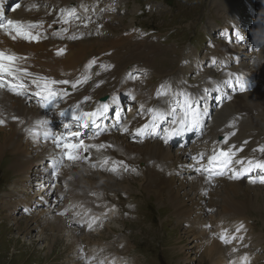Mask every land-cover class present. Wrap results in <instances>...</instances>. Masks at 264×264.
Wrapping results in <instances>:
<instances>
[{
	"label": "rangeland",
	"instance_id": "1",
	"mask_svg": "<svg viewBox=\"0 0 264 264\" xmlns=\"http://www.w3.org/2000/svg\"><path fill=\"white\" fill-rule=\"evenodd\" d=\"M87 1L90 2V0ZM250 1L254 4V7L259 4V0ZM219 2H223V5L224 3H231L232 6L233 3L237 2L240 25V22L244 19V13L248 10L247 0H98L101 5L100 10L103 9V11L99 10L95 16L91 17L89 24L92 27L86 33L84 32V39L81 38L80 41L92 44L95 47L94 42H97L96 40L104 41L106 45L112 39H126L127 45H133L134 42L137 43L140 39H151L150 42L153 40L152 43L155 44V48L160 50L158 53L162 57V61L159 55H155L153 62V59L145 52L140 53L138 56L141 48L137 45L136 51L133 55L130 53V60L128 58L126 64L130 66V63L143 60V63L147 66L153 65L151 67L157 70H153L151 74L154 81L162 75H170V73L176 75L175 73L180 70V60L185 58H188L185 71L189 68L200 71L201 64L196 66L192 63L191 56L195 55L194 53L196 55L199 53L204 63V70L202 71L205 76L219 77L222 74V69L211 60L218 62L220 58L216 57L214 59L211 54L231 40V30L233 28L231 26L225 34V24L218 18L219 10L217 6ZM74 3H76L75 0ZM97 19H101L102 22L97 21ZM106 23H109L108 28H105ZM210 24H213L212 26L216 28L211 29L210 27L211 30H209L208 26ZM80 25L81 21L77 20V26ZM103 30L106 34L101 36L100 32ZM244 31L242 29V32ZM218 42L224 45L218 44L216 47ZM105 48L107 46L99 49L103 50ZM99 49L96 50L100 51ZM109 49L101 52V55L109 53ZM119 49L124 51L125 47ZM53 51L52 54H56L55 48H53ZM55 54L54 56H56ZM205 55L206 58L204 59ZM242 57L244 56L239 58L241 61ZM194 58L196 57L194 56ZM151 61L153 64H151ZM226 61L224 62L226 63ZM239 63L230 62V67L236 68L240 65ZM92 69L94 70V65L88 72H93ZM263 71L261 72L263 75L261 73L260 75L256 74L257 79L259 78L256 85L258 88L254 92L255 101L250 103L253 104L250 106L253 110L249 116L243 111L228 116L231 120L229 125L232 129L236 127L234 136L236 139L240 137L241 142L246 140V133H248V140L254 133L260 135L262 139L264 138ZM224 72H227L226 67ZM192 82L200 83L201 80L193 78ZM203 83L205 88L209 85L208 90L210 91L220 90V86L214 85L215 83L210 79L203 78ZM223 90L229 94L232 92L229 84L224 85ZM245 94V92L238 94L234 90L232 97L226 95L225 97L233 102H239ZM123 99L129 101L127 96H124ZM209 105L211 111L212 103L210 102ZM135 108L133 105L132 109L138 110V107ZM27 109L30 110L26 107ZM232 109H234V106ZM220 110L221 107L216 113L214 112L212 118H215ZM248 117L254 128H251V125L248 124ZM208 120L209 122L212 121L210 116H207L204 122H208ZM9 128L6 126L0 127V264H101V262L103 264H227L224 257L223 262L222 258L219 257L221 252L224 256V248L228 250L226 244L219 239H212L208 235L213 231L214 222L223 216L220 208L222 198L220 201L218 197L213 200V197L221 196L217 193V188L223 187L225 183L220 182L219 187L214 188L213 192L207 194L206 202L210 209L204 214L199 211L201 213L199 215L197 208H194L193 205L190 214L188 212H186L187 214H181L180 206H190L199 194V192L193 193L194 190L190 191L191 182L189 180L183 182L178 180L175 185L172 183L171 190L173 189V194H158L153 190L145 189L144 185L148 181L145 179L142 163L134 164L135 171H132L128 165L129 170L126 174L122 172V169H118L119 172L110 174L112 180H109V177H111L109 172H101L96 167V169H93L98 172H91L90 169L86 168L81 175H84L85 180L89 179L91 181L89 183L90 187L95 188L97 186L99 190L101 188L98 195L100 194L99 196L103 199L106 197V202L100 205L103 211H99L101 201L96 194L97 204L87 206L86 211L91 212L92 209L89 210L88 207H93L94 213L96 215L99 213L100 217L90 215L88 217L91 218H88L89 221L86 226L82 224L73 226L67 221L68 216L63 215L60 217L55 213H50L48 209H44L45 202H47L46 204L50 203L51 206L64 207L56 203L57 196L50 186L47 187L48 183H46L44 189L41 188L40 190L35 188L32 191V189L28 187L25 189L21 185L16 188L18 184H23L33 166L27 168L29 164L24 163L26 158L31 157V154L26 155L29 154L28 143L22 139L19 140L23 135L17 140L14 139L11 143L12 137L8 134ZM217 137H220V135ZM231 137L233 136L230 134L229 138ZM247 143L245 145H250L251 149H257L253 141ZM17 147L18 151L16 150ZM13 160H15L14 165H12ZM185 164L188 165V163ZM31 165H34V163ZM255 172L249 175L254 176ZM261 173L257 171L255 175L258 176ZM240 179L249 181L247 176ZM106 181L114 183V186L107 187L104 183ZM71 183L73 182H68L70 186L67 193L76 203H79L73 197L75 195H71ZM261 185L264 186L261 183H247L246 188L242 189L243 192L250 191L253 193L252 196L257 198L259 204H256L255 200L246 204L247 209L245 208V212L243 211L244 219H240L247 224V227L243 230V238H249L252 235L253 244L250 247L252 248L255 244L259 247V250L255 247L252 251L253 256H251L243 247L236 245L237 251L233 252L231 243L227 244L232 249L228 250L231 254L230 263L246 254L249 262L257 259L256 262L263 261V263L258 264H264V187ZM249 187H252V190H248ZM177 191L178 194L176 195ZM243 192L240 191L238 198L245 202L246 195ZM65 196L68 195L65 193ZM174 198H176V201ZM40 199L43 200L40 201ZM74 201L72 203H75ZM212 207L216 211H211ZM74 213L78 215V210L75 209ZM59 217L62 219L65 217L64 221L66 222L61 228L57 224ZM238 217L228 215L225 218L231 229L235 230L239 225ZM196 218L201 219L203 223L200 221L199 225H195L194 220ZM88 219L81 217L79 220L84 222ZM89 223L92 224L91 228L88 227ZM232 242L238 243V239Z\"/></svg>",
	"mask_w": 264,
	"mask_h": 264
},
{
	"label": "bare ground",
	"instance_id": "2",
	"mask_svg": "<svg viewBox=\"0 0 264 264\" xmlns=\"http://www.w3.org/2000/svg\"><path fill=\"white\" fill-rule=\"evenodd\" d=\"M46 1L50 5H54L55 7H59V8H61V7H77L78 9H80L79 4L84 3V5H85V2L89 3V1H87V0H75L76 3H74V0H46ZM28 2H32V1L29 0ZM90 2H92V0H90ZM247 2H248V4H250L251 7L253 6V8H254L256 14L259 16L260 20H262L264 22V0H259V4H257L256 7H254V4L251 3L250 0H247ZM222 3L219 2L218 6H217L218 10H219L218 11V13H219L218 18L221 19V21L225 24V29H224L225 34L228 31V29L232 26L234 28L235 37L234 38L232 37L231 40L226 45L218 42L216 44V47L218 46V44H222L224 46L220 47L217 51H215L213 54H211V57L214 59L216 57H219L220 60L218 61V63L221 64L222 66H225L226 64L224 61L227 60L226 62H228L230 60V58L232 57V55H233V57L236 56L237 59H239L240 56H244V57H242L241 67H239L236 71L239 72V74L241 75V78L238 80V83L242 81L243 84H246L245 80L253 78L254 76H256V74L260 75V73L264 70V42L262 45H260L258 43V41H256V44L253 46L251 44V42L249 41V39L253 38V36L255 35L256 26H252L247 31L245 30L244 32H242V29H241V26L239 25V20H238L237 2L233 3L234 7L231 5V3L230 4L224 3V5ZM42 10L44 13L46 12L45 9H42ZM52 13H53V11H52ZM79 14L83 17V15L85 13L82 11V9H80ZM93 25H95V24H93ZM212 25L213 24H210L208 26L209 30L216 28L215 26L213 27ZM262 25H264V24H262ZM262 25L257 26V28L259 29ZM108 26H109V23H106L105 28H108ZM57 27H58V31L62 27H68L69 31L72 34H76L77 32L81 31L83 24L81 23L80 26H77V20H75L74 23L70 22L68 25L57 24ZM210 27H211V29H210ZM128 38H129V36H128ZM96 41L97 42H94L96 44L95 47L92 44H88L84 41L81 42L80 40L75 41V42H71L68 44V51L66 53H64L63 55L57 56L54 53L57 57L54 56V54H52L54 52L53 48H55V47H52L51 49L48 47L49 45H52V44L58 42L55 40H46V41H43V42L37 43V44L36 43L29 44V43H25V42H21V41H17V42L7 41V42H8V44H10V49H12V50H17V51L23 52V53L28 52L29 55L34 60H36L35 63L38 66H40L41 68H43L44 73H46L48 70H49V74H57V73H60L62 71L65 78L70 76L71 75L70 72L74 71L75 68L79 69L80 70L79 72L83 71L84 73H88V71L85 72V67L92 60H94L95 57L100 58L98 60H104V61L109 60V64L111 63L113 65V67L110 70H104V74H106V75L103 76L102 78H104L106 80V82L101 86L99 85V87H94L92 83L88 84L80 91V93H79L80 95H83V94H85L84 96L92 95V97H95L97 99L101 95L105 94L107 91H110L112 87L119 85L121 90L122 91L124 90V92H122L123 94L121 95V97L117 98L118 101L120 99H123L124 96H127V98L130 100L129 93L131 92V93L135 94L137 97L135 104L139 105L140 102H146V101L153 103V97L149 94L147 89L143 88V86L140 84V88H139L140 91H138V86H137L136 82L134 81V79H129L130 73H129V71H127V69L130 66H128L126 64L127 63L126 60L128 58H129L128 60H130V53L133 55L137 49V45H139L141 50L138 53V56L140 53L145 52V54H148L151 57V59H153L155 57V55H159L160 60L162 61V57L158 53L160 50L155 48V44H153L152 41L149 42L146 39H141L137 43H135L133 41L134 42L133 45H127L126 39H112L111 42L107 45H106V42H104V41H101V40H96ZM129 41L132 42L130 39H129ZM105 46H107V48L100 50L101 47H105ZM121 47H125L124 51H121L120 49H119L120 51L118 50V48H121ZM97 48L98 49L100 48L99 49L100 51H97L96 50ZM109 48H111V49H109ZM247 48L251 49L252 52L251 53L246 52L245 49H247ZM107 49H109L108 50L109 53H104L101 55V52H104ZM194 54H195L194 56L196 57L195 59L199 60L196 53H194ZM90 58H92V60ZM243 58H245L244 61H243ZM153 62H154V59H153ZM153 62L151 61V64H153ZM192 63L194 65H196L194 61H192ZM199 64H201V63H199ZM151 66H153V65H151ZM151 66H149V67H151ZM247 68H249V69H247ZM155 70L156 69H154V71ZM224 71H225V69H224ZM157 76H158V74H157ZM166 76L167 75H162L161 77L164 78ZM225 77L227 79H229V81H232L233 80L232 70L227 68V72L225 73ZM149 82H150V80L147 81V84ZM111 83L113 84V86H111ZM237 88H238V90L236 91ZM257 88L258 87H255L251 91H250V89L244 88V90L241 91L240 87L235 84V87H234L235 92H238V94H242L244 92L246 93L245 96L242 98V100L239 102H233V101L229 100L227 97H224L223 94H221L222 95L221 101L224 105L221 107L220 113L216 114L215 118H211L212 121H211V124L209 126H207V127L203 126L202 127L201 135H199V139H200L202 145H201V148H198V149L201 153H204L205 156H207L208 154L211 153L214 144H215L216 148H219L218 145H220V144H225L224 142H218L216 140L218 138L217 137L218 135H220L219 138H223V139H224L225 135H228V142L233 143L236 149H240V147H242L243 145L248 144V143H245V141L250 142L248 140V133H246L245 130H244V132L246 133V135H245L246 140L245 141L241 142L240 137H237V139H236V137L234 135H232L233 137L229 138L230 134H228L227 131L229 129H232V127H231V125H229L231 120H230V118H228V116L230 114L236 115V113L238 111H243L244 113L247 114V116H249V114L253 110V108L251 109V107H250L253 104H250V103L255 101L254 92H256ZM205 89H207V88H205ZM208 91H210V90H208ZM214 92L218 93L219 91H214ZM197 93H198L197 94L198 97H200L199 92H197ZM95 102H97V100H95ZM204 102H205L204 106H208L210 104V101L208 99L204 100ZM89 103H90V105H93L92 102H89ZM159 104H157V105H159ZM153 106H156V104H153ZM233 106H234V109H232ZM0 110H3V112L4 111H6V112L15 111L17 114L21 115L22 119L24 120V123H22L20 125H16L14 123L9 124V127H10L9 129H11V131H9L8 134H10L12 137V140L10 141L11 143L14 141V139L17 140L22 135L27 133L25 131V128H27V125L32 124L33 120L36 117V112H33L32 109L26 110V106L24 105V102L22 100L6 94L2 90H0ZM215 113H216V111H215ZM242 117H243V115H242ZM247 119H248V124L251 125V128H254V127H252V122H250L249 117ZM208 122H209V120H208ZM219 127H221V128H219ZM21 139H22V137L19 140H21ZM105 139L110 141L109 136H107ZM114 140H115L114 142H117L121 148L120 151H116V150L113 151V154H115V156L120 157V159L123 158L121 160H124L125 163L127 165H129L131 169L132 168L136 169L134 164H137V165L140 163L143 164L144 169H142V170L145 173V176H146L145 179H147V181H148L146 183V185H144L145 189L153 190V191L157 192L158 194H161V193L168 194L169 193V195H170V194H173V192H172L173 189L171 190V184L172 183H173V185H175V184H177L178 180H180L181 182H183L184 180H189L191 182L190 183V185H191L190 191L192 192L194 190L193 193L199 192V194H197V196H196L197 199L195 201H193L190 206L185 207L184 205H182V206L179 205L180 206V209H179L180 213L181 214H187L186 212H188V213L191 212L192 205L194 206V208L195 207L197 208L198 213L205 206H208V203L206 202V196H204L203 193L205 195H207L209 192H213L215 186H211L210 183L206 182L203 175H198L197 173H195V171L193 170V165H194L193 161H192L193 164H191L190 162L187 161L186 155L189 153H192L193 151H189L187 149H181V150H177V151H179V153L176 154V152H174L172 149L171 150L169 149L170 148L169 146H164L158 140H145L143 143H131V142L127 141L124 138V136H119L117 134V132H115V134H114ZM18 142H20V141H18ZM253 142L256 144L257 141H253ZM6 143H8V142H6ZM225 145L230 146V144H228V143ZM190 146H193V144H190ZM46 147L47 146L45 145L44 149H46ZM224 149H226V148H224ZM254 149H256V148H254ZM254 149H252V150H254ZM257 149H258V146H257ZM16 150L18 151V147ZM256 151L259 152L258 150H256ZM37 152H36V155L34 156L33 151H32V153L30 155L31 157L26 158V160L24 161L25 164H29L28 165L29 167L27 166V168H31V166H33V165H31L32 163L38 162L39 160H42V159H46L47 155L45 154V152H42L40 150ZM26 155L28 156L29 154H26ZM246 159L247 158L245 157L243 160H246ZM14 161L15 160H13L12 165H14ZM202 162L205 163L206 159ZM185 163H188V165H186ZM97 166H99V165L97 164ZM236 167H239V166L237 165ZM86 168H88V167L85 164H80L78 162H66L60 168L63 170V173L67 177L68 182L69 181L73 182V183H71L72 188L70 189L71 195L72 196H73V194L75 195L73 197L75 198V200H77V202L86 204L84 207L81 206L82 204L80 205L82 211H84V210L86 211L87 206H90V205L95 206L97 204L96 203V194L92 193V192L100 193V190L97 188V186H95V188L90 187L89 183L91 181L89 179L85 180L83 178L84 175L83 174L81 175V173ZM28 170H30V169H28ZM88 172H89V170H88ZM108 172L110 175L111 171H108ZM176 174H179V176H176ZM193 175H196V176H193ZM109 180H112V176L109 177ZM231 181H232V183H231ZM220 182L225 183V185L223 187H220V188L216 187L218 189L217 193L220 194L221 196H214L213 197V200L215 197H218L220 199V201L222 198L220 208L223 212V216L220 219H225V218H227L228 215H230V216L232 215L233 217L239 216L238 219H241V218L244 219L243 218L244 217L243 211L246 208V204L252 202L253 200H255L256 204H259L257 202V198L252 196L253 193H251L250 191L249 192L248 191L243 192L242 189L246 188L247 183H248L247 181H244L242 179H238V180L229 179V174H225L223 176H219V182L218 183H220ZM104 183H105V185H107V187L114 186V183H112L110 181H106ZM99 187H101V186H99ZM251 188L252 187H249L248 190H250ZM205 189H208L209 191L204 192ZM240 191L246 195L245 202H242L241 199L239 200V198H238V194L240 193ZM177 194H178V191H177L176 195ZM82 198H84V199L82 200ZM174 199L176 201V198H174ZM71 201H74V200L71 199ZM75 203H72V206H74ZM172 203L174 204L173 201H172ZM93 210L94 209L92 207V211L91 212L86 211V214H88V216L94 215ZM64 220H65V217H63V219L60 218L57 221L59 228L63 227L64 224L66 223ZM200 221H201V219L196 218V220H194V224L199 225ZM201 222L203 223V221H201ZM204 223H205V221H204ZM208 240H210V239H208ZM210 243H211V241H210ZM257 245H258V243H257ZM222 254L223 253L221 252L219 257L222 258V262H223L224 256ZM235 261H236V264H239V258ZM251 261L249 262V264L263 263V261L256 262L257 259H254L252 261V263H251Z\"/></svg>",
	"mask_w": 264,
	"mask_h": 264
},
{
	"label": "snow or ice",
	"instance_id": "3",
	"mask_svg": "<svg viewBox=\"0 0 264 264\" xmlns=\"http://www.w3.org/2000/svg\"><path fill=\"white\" fill-rule=\"evenodd\" d=\"M16 7H21L20 4H16ZM32 8L37 6L33 4ZM80 9L87 14L89 8L84 4L80 5ZM77 7H61L56 13L57 18L53 19L48 28H52L53 25L61 24L68 25L72 20L81 21L83 26L86 28L88 23L91 22V16L85 15L81 16ZM94 11V10H93ZM100 11H103L101 9ZM48 15H53L49 12ZM43 27V21L26 23L21 20L7 19L5 13L0 11V31L9 35L13 41L17 39L30 42L38 43L41 39L46 37L42 36L39 29ZM69 32L68 27H62L59 31L53 32V35H60L61 33L67 34ZM63 38V37H61ZM69 40H74L80 38L76 34H69L66 37ZM65 49L63 47L56 50V55H63ZM26 57H21L15 53H10L6 51H0V90L6 89L7 91L15 95H24L25 93L31 92L32 95L36 96L40 103L41 108H46L49 105L55 107L56 101L58 99H63L69 94L67 88L57 89L56 85L69 86L72 90H76L83 83L91 78L89 75H83L75 80L68 79H51L46 76H36L34 73L28 70L27 67H20L19 62L25 60ZM96 63L95 60L91 61L86 67L85 72L92 68ZM103 68L104 66L101 65ZM99 75V73H96ZM137 77L129 75V79H136ZM25 79H30L31 85H33L36 91L32 92L29 85L24 83ZM102 83V82H101ZM99 87V84H97ZM240 90H244L243 82H239ZM205 89V93H207ZM130 99L135 104L137 97L133 93H129ZM155 96L160 100V104L156 106H146V102H140L137 110V115L140 117L147 116L146 122L142 123L140 126L131 129L127 124L122 123L121 110L117 109L114 112V117L116 119L117 125H119L118 130L122 133H126L133 139L139 138L143 141V138L147 136L158 137L164 144H169L177 137H181L186 133L195 132L197 135L201 134L202 127L204 125L203 117L208 115L206 108H201V100L203 97H198L184 90H173L171 86L167 84H160L156 89ZM90 97H84V100H90ZM112 104L117 103V96L113 95L111 97ZM110 105L108 103H99L98 106L90 111H85L79 108V105L73 108L71 119L76 122L77 130H68L66 133L55 134L50 128H48L49 122L47 120L37 121L36 123L44 127L45 131L43 133V138L45 141L51 140L58 149L63 157V159L69 162H88L90 160L89 155H84L85 153H90L91 149H96L97 151L104 149L105 147H112L111 145L100 144H90L86 143L84 139L81 138V131L79 129L87 128L91 125L93 128L97 129L96 135H99L103 130L101 129V121L106 118V114L109 112ZM60 116H64L65 112H59ZM13 121H19V117L12 116ZM23 123V121H19ZM6 123L4 118V113L0 110V126ZM65 129L69 128V125H64ZM160 129V131H157ZM25 131L29 134H33L31 128H25ZM235 133H231L234 135ZM95 137H90L94 139ZM223 142L228 143V135L224 136ZM245 143H247L245 141ZM183 147V145H182ZM243 151V149H238ZM258 150L264 153V147H258L254 151ZM236 156L235 146L224 148H216L215 144L210 154L205 156L204 153H199L198 155L191 156V160L194 162L193 170L198 175H203L206 182L211 183L213 178L216 176H223L229 174V179L238 180L241 177L247 176L249 183H261L264 184V175H258L253 177L249 175L254 171L264 172V159H253L248 158L246 160L234 159ZM206 159V164L202 163ZM101 168H105L111 172H117L118 169L128 171L129 167L124 160H110L105 157L102 161L97 162ZM97 163H92L93 168L97 167ZM52 167L55 168L58 161H51ZM109 165H111L109 167ZM239 167H236V166ZM135 171V168L131 169ZM51 175L56 176V171H52ZM63 214V213H61ZM88 227L91 228L92 224L89 223ZM244 230V224L240 223L235 228V233H240ZM221 242L225 244L232 243L233 240H242V236L232 234L231 236L221 233L219 235ZM237 249L233 248V252ZM103 264V262H101ZM231 264H236V261H232ZM239 264H249L248 256L242 255L239 257Z\"/></svg>",
	"mask_w": 264,
	"mask_h": 264
}]
</instances>
